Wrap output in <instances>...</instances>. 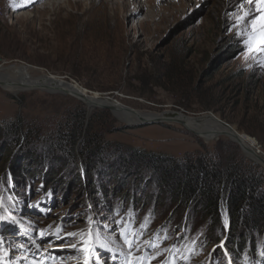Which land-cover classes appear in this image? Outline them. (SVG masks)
I'll return each mask as SVG.
<instances>
[{
    "label": "rangeland",
    "instance_id": "obj_1",
    "mask_svg": "<svg viewBox=\"0 0 264 264\" xmlns=\"http://www.w3.org/2000/svg\"><path fill=\"white\" fill-rule=\"evenodd\" d=\"M0 7V68L111 94L149 118L200 116L185 123L209 132L220 119L264 154V52L236 34L239 0ZM248 9L258 15L255 2ZM139 152L181 162L240 156L264 183V167L228 136L206 140L177 120H124L68 94L0 84V264H264V230L230 229L223 201L219 222L181 202Z\"/></svg>",
    "mask_w": 264,
    "mask_h": 264
},
{
    "label": "trees",
    "instance_id": "obj_2",
    "mask_svg": "<svg viewBox=\"0 0 264 264\" xmlns=\"http://www.w3.org/2000/svg\"><path fill=\"white\" fill-rule=\"evenodd\" d=\"M75 125L80 130L82 120ZM8 129L12 131L14 128L9 126ZM95 142V138L89 137L87 149L95 146ZM133 155L155 170V180L159 185L181 202L199 208L214 222L221 219L220 201H223L230 229H244L246 232L264 230V183L259 166L253 164V167H248L240 156L234 160L223 154L218 158L210 156L182 162L160 156L148 157L142 152Z\"/></svg>",
    "mask_w": 264,
    "mask_h": 264
},
{
    "label": "bare ground",
    "instance_id": "obj_3",
    "mask_svg": "<svg viewBox=\"0 0 264 264\" xmlns=\"http://www.w3.org/2000/svg\"><path fill=\"white\" fill-rule=\"evenodd\" d=\"M19 67H21V66L16 64V65L0 68V78H4L6 81H18V83H20L18 85H14V86H11V87H10V85H3L4 87H6L7 89H10L14 93L22 92V91H26V90L28 91L30 89L33 90V89H36V86H40V85H43V84H49L51 81H53L51 78H49L46 75H42V76H39V77H32V76L28 75L27 73H22V71L18 69ZM27 69L29 70V68H27ZM16 75H18V76H16ZM53 78H55V77H53ZM60 81L61 80H55L53 82H54V84L57 87H65L70 92H74V93L75 92H79L81 94L86 93V91L84 89H82L81 87H79L77 85H74V84L70 85V84H67V83H64V82H60ZM97 95H99V94H97ZM93 96H95V95H93ZM91 100L94 101V99H91ZM96 102L102 103V104H107L108 103V102L100 101V100H96ZM88 106H91V105L88 104ZM114 111H115V114H117L121 119L140 121V117L138 115H136V114H134L132 112H129V111H125L122 108L114 109ZM145 116H147V115H145ZM159 116H161V114ZM200 118L197 120L195 118H187V117L183 116V118H179V119L183 120L184 122H186V121H188V122H197V121H200ZM170 120H174V119H170ZM215 121H216L217 125L219 126V128L211 127V129H210L211 131L210 132L208 130H206V129H200V128H198V127H196V126H194L192 124H189V123H185V125L187 127H189V129L191 131L192 130L196 131V132L199 133V135L201 134V136L204 137V139H206V140H210L209 138L211 137V134H212L213 131H214V134H215V132L222 131L223 132L222 135H225V136H228V137H231V136L228 135V134H225L224 132H226V133L229 132L231 134H235L236 133L234 128L222 125L219 122V120H215ZM242 139L244 140L245 137H242ZM246 144L249 147V149H252L250 144H248V143H246ZM247 152L249 153V155L256 157L255 156L256 151H254L255 153H252L250 150H247Z\"/></svg>",
    "mask_w": 264,
    "mask_h": 264
},
{
    "label": "water",
    "instance_id": "obj_4",
    "mask_svg": "<svg viewBox=\"0 0 264 264\" xmlns=\"http://www.w3.org/2000/svg\"><path fill=\"white\" fill-rule=\"evenodd\" d=\"M47 76L49 78H51L53 81L56 80L55 78H53L49 74ZM53 81H51L49 84H43V85H40V86H36V89H42V90H46V91H49V92H61V93H64V94H68V95L74 96L75 98L81 100L87 106H88V104H90L91 107L107 108V109H110L112 111H114V109L122 108L125 111H129V112H132V113L138 115L140 117V121L139 122L159 121V120H163L165 118H167L166 120H169V119L176 120L177 118L175 117V114H177V115L181 114V113H175V112H163V113H160L161 114L160 117H151V118H149V117L145 116L144 113H141V112H139L137 110H134L132 108H129V107H126V106H123V105H119L118 101L111 94H99V95L93 96L92 92L83 93V94H81L79 92H75L74 93V92H70L65 87H57L54 84ZM60 82L70 83L68 81H65L64 79H61ZM0 84L14 86V85H18L20 83H18V81H6L4 78H0ZM91 99H94V101H92ZM96 100L105 101V102H108V103L107 104H102V103L96 102ZM183 116H185L187 118H195L197 120L200 118V116L199 117H190V116H186V115H183ZM218 120H219V122L222 125L230 127V125L228 123L223 122L220 119H218ZM177 121H179L180 123L185 125V122L183 120L178 118ZM193 132L195 134L199 135L198 132H196V131H193ZM224 133L230 135L231 136L230 138L233 141L238 143V145L242 148L243 152L245 153V155L247 157H249L250 159H252L256 163H259L262 167H264V154L259 152L256 149V147H253L252 149H249L247 144L243 141L242 137L239 134H237V133H235V134H231L229 132L228 133L224 132ZM222 134H223L222 131L215 132V134L213 136H211L209 139H214V138L218 137V135H222ZM247 150H250L252 153H255L254 151H256V153H255L256 157L249 155Z\"/></svg>",
    "mask_w": 264,
    "mask_h": 264
},
{
    "label": "snow or ice",
    "instance_id": "obj_5",
    "mask_svg": "<svg viewBox=\"0 0 264 264\" xmlns=\"http://www.w3.org/2000/svg\"><path fill=\"white\" fill-rule=\"evenodd\" d=\"M251 5L253 2L257 5L258 15H253L251 10H244V3ZM240 7L235 14V24L234 28L237 29L236 34L241 37H247L245 39V45L249 52H264V0H239ZM250 28V33H249ZM143 228L144 225H141ZM74 235L69 233V236ZM133 237L136 236V233L132 234ZM127 239V236H125ZM129 248L131 249L133 241H127ZM148 246L158 247L157 245L147 242ZM116 257L113 256V260ZM143 259V258H141Z\"/></svg>",
    "mask_w": 264,
    "mask_h": 264
},
{
    "label": "built area",
    "instance_id": "obj_6",
    "mask_svg": "<svg viewBox=\"0 0 264 264\" xmlns=\"http://www.w3.org/2000/svg\"><path fill=\"white\" fill-rule=\"evenodd\" d=\"M0 13H1V7H0Z\"/></svg>",
    "mask_w": 264,
    "mask_h": 264
}]
</instances>
